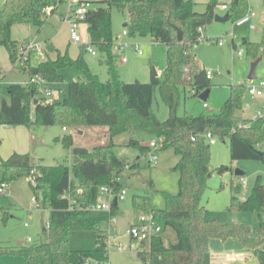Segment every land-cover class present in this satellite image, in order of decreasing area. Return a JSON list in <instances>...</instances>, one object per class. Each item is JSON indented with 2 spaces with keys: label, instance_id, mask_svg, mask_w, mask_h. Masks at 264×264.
<instances>
[{
  "label": "trees",
  "instance_id": "obj_1",
  "mask_svg": "<svg viewBox=\"0 0 264 264\" xmlns=\"http://www.w3.org/2000/svg\"><path fill=\"white\" fill-rule=\"evenodd\" d=\"M62 2V0H60ZM85 20L80 31L88 37L90 45L104 58L108 80L102 82L91 72L83 58L81 46L76 58L49 46L54 59H46L26 68V75L41 76L47 83L64 80V71L73 69L77 79L68 83L62 99L42 105L34 86L9 84L0 100V126L52 127L76 129L77 127H106L109 142L93 147L88 153L73 156L71 167L32 164L29 154H11L0 161V184L27 179L33 197L41 210L48 211L46 240L20 245L17 248L0 249V254L21 256L25 264H85L93 260L101 264L108 259L104 244L106 232L99 223L108 220L110 214L89 210L98 199V189L107 186L118 193L124 187L117 178L127 166L113 152V138L139 131L152 135L159 150L170 149L178 156L173 168L178 172V193L164 194L165 207L155 214L161 232L148 245H140L137 258L140 264H211L209 241L211 239L238 240L249 252L264 264L262 236L264 230V184L260 177L244 200L231 198L228 210L248 212L257 218L253 227L244 224H220L204 219L205 209L201 199L211 176L210 146L201 134L210 131L219 139L229 140L231 161L252 160L264 164V123L240 119L245 86L230 88V96L217 114L201 116H177L178 89L190 88L193 96L211 87L205 70L195 63L194 45L199 34L197 28L209 24L214 18L216 0H209L205 11H195V3L185 0H94L88 2ZM57 6L54 0H2L0 9V46H3L14 65L22 43L11 39L14 25L29 24L39 31L44 24V8L51 15ZM126 13L125 30L129 37H150L155 43L166 46V67L162 81L153 73L149 83H125L120 80L116 68V56L112 47L111 10ZM264 14V0H263ZM229 17V15H228ZM177 30L182 41H177ZM252 61L264 58V21L261 41L243 40ZM159 89L163 103L169 109L164 122L152 112L155 89ZM37 102L34 104V102ZM194 138V141H192ZM65 148L72 146L71 135L61 140ZM128 146L146 155L149 147L130 141ZM138 165L134 164L133 167ZM228 168L220 167L219 174ZM33 179V183L31 182ZM65 195L64 199L61 197ZM135 210H149V198L132 199ZM118 204L112 203L111 215ZM170 229L175 241L165 244L163 233Z\"/></svg>",
  "mask_w": 264,
  "mask_h": 264
},
{
  "label": "rangeland",
  "instance_id": "obj_2",
  "mask_svg": "<svg viewBox=\"0 0 264 264\" xmlns=\"http://www.w3.org/2000/svg\"><path fill=\"white\" fill-rule=\"evenodd\" d=\"M57 6L52 15H45L44 24L39 31L29 24L14 25L11 28V39L21 42L23 50H20L15 57V63L12 65L9 55L3 46H0V80L7 85H23L28 76L25 71L28 66H35L46 59L47 56L54 57V52L50 51L49 46L61 53L67 52L69 57L76 58L81 45L70 41L68 27L61 20V16L66 14V4L60 0H54ZM92 2L94 0H84ZM192 1L195 5V11L202 13L205 11L209 0H185ZM226 5L227 10H221V6ZM92 4L90 5V7ZM2 0H0V9ZM253 13L251 24L237 27L235 23L244 18L247 14ZM229 15L228 21L218 23L213 20L204 26L203 37L195 48V63L204 70L209 71L211 75V87L204 89L193 96L190 88L178 89V101L176 105L177 116L191 115H213L217 114L225 101L230 96V88L237 85H257L264 82V58L258 63L255 70V80L249 81L252 56L248 53L243 40L247 39L252 43L261 41V30L264 21L263 0H216L214 7V16L224 17ZM127 14L120 13L117 9L111 10L112 34L113 37L121 35L124 31L122 25L127 21ZM80 31L85 32L86 28L81 26ZM222 40V45L218 46V41ZM32 42L38 44L40 49L36 52L27 51L24 43ZM122 42L128 47L125 48L124 56L127 63L120 64L117 57L116 68L121 81L125 83H149L150 76L155 72L156 77L162 81L163 72L166 67V46L155 43L150 37H122ZM137 46L142 52L139 56L133 50ZM242 53L238 55V52ZM83 58L90 68L91 72L99 77L102 82L108 80L107 66L100 57H92L83 52ZM100 62L102 64H100ZM77 79L73 69L64 71V80L60 83L52 84L55 95L52 102H58L62 99L61 92L66 91L68 83ZM9 83V84H8ZM208 92V93H207ZM5 97L4 94L0 96ZM253 101L244 93L242 103L243 112L237 116L241 118L252 117L254 111L247 108L249 101ZM206 104L207 108H203ZM152 112L158 121L164 122L169 116V109L163 103L160 97L159 89L156 88L152 99ZM247 119V120H248ZM246 120V119H245ZM28 129L24 126H0V161H4L8 156L7 147L11 140L9 132L11 128ZM36 130H47L50 139L46 146L39 150L35 148V162L42 159L45 164L63 165L71 167L73 163L72 151L74 148H85L90 151L96 147L99 136L102 135L100 127H77L68 128V132L60 131L61 127H35ZM107 129L106 127H102ZM32 129V128H31ZM81 130L80 134L77 132ZM108 130V129H107ZM57 133L63 134L59 138H54ZM71 135L72 146L65 148L61 140L63 137ZM103 138V137H102ZM139 141L141 145L148 146L155 142V138L147 133L139 131H129L113 138L115 146L113 152L117 158L129 166L120 175V183L127 190L125 200L118 204L115 211V224L111 220H105L99 223V228L105 232H111L118 235V243L125 244L128 238L125 231L129 224L136 222L138 216L150 211H159L164 209V194L176 195L178 193V172L174 171L178 156L173 150H157V162L149 163L148 156H141L135 147L128 146L130 141ZM215 145L210 148L209 169L211 176L207 181V188L201 199V206L205 209L204 219L206 221H216L220 224L239 223L253 227L257 223V218L248 212H234L228 210L231 198L246 200L260 177L264 184V164L260 161L239 160L231 161L229 153V140L227 138L215 139ZM109 138L105 142L108 143ZM102 144V145H106ZM83 146V147H81ZM99 146V145H98ZM264 151V144L260 148ZM33 158L31 157V161ZM134 164L138 165L133 167ZM228 168L222 174L216 170L220 167ZM243 173L237 176L235 171ZM240 179L244 180L242 184ZM7 184V183H6ZM136 196L149 198V210H135L132 206V199ZM33 194L30 190L27 179H19L7 184V188L0 193V249L17 248L20 244H25L26 238H31V244L40 243L46 240V234L43 229L48 223V211L39 210L32 203ZM28 210L29 212H27ZM24 223L28 227H24ZM164 242L168 244L175 241L174 234L170 229L163 233ZM209 252L218 256V259H229L232 256L238 257V260L244 264H259L255 255L249 252L236 239H211L209 241ZM108 259L102 261L103 264H140L135 252H121L114 246L107 248ZM0 264H25L24 259L19 255L0 254ZM85 264H99L96 261L88 260Z\"/></svg>",
  "mask_w": 264,
  "mask_h": 264
},
{
  "label": "built area",
  "instance_id": "obj_3",
  "mask_svg": "<svg viewBox=\"0 0 264 264\" xmlns=\"http://www.w3.org/2000/svg\"><path fill=\"white\" fill-rule=\"evenodd\" d=\"M66 4V14L61 17V20L68 25L69 28V37L70 41L74 44H79L84 47V51L91 56H96L97 51L90 45V41L88 37H82V34L79 30V25L85 20L86 14L88 10L91 8L88 1L82 0H62ZM221 10H227L226 5L221 6ZM42 13L45 15L50 14L49 8H44ZM254 16L253 13L247 14L244 18L238 20L235 25L237 27H241L244 25H248L249 29H253V25L250 23L251 18ZM203 30L204 26H200L197 28V32L199 37L197 39V44L202 41V39H206L203 37ZM122 37H129L127 31L124 29L121 35H116L112 39V47L116 52L118 59L122 63L127 62V58L124 56L125 48L128 47L125 43L122 42ZM222 40L218 41V46L222 45ZM196 45L193 47L195 48ZM24 48L30 52H36L40 49L38 44H33L32 42L24 43ZM23 50V48H21ZM135 53L139 56L142 55V52L139 50L137 46L133 47ZM21 52V51H20ZM242 52L239 51L238 55ZM116 56V55H115ZM211 73L205 70L206 79L211 80ZM6 83L0 80V96L3 94V90L6 87ZM22 86L30 87L34 86L37 90L38 97L41 99L42 105H46L52 102V98L55 95V92L49 87V83H47L41 76L33 75L28 78V81L25 82ZM194 94V91H192ZM245 93L251 97L252 99H262L264 100V82H259L257 85H248L245 86ZM1 100V97H0ZM203 108H207V105L204 104ZM250 122H263L264 123V103L261 107L257 108L250 119ZM63 131H67V129L62 128ZM202 138L204 139L205 143L209 146L215 145V139L217 138L214 136L210 131H206L201 134ZM194 141V138H192ZM159 149V146L156 142H151L149 145V151L146 154L148 156L149 163L155 164L157 162V155L156 152ZM145 156V155H144ZM129 166L125 167V170H128ZM242 184H245L244 180L240 179ZM33 183V179H31ZM117 182H120V177L117 178ZM7 188L6 183L0 184V193ZM127 195V190L125 187H122L118 193H114L113 190L107 186H101L98 189V199L92 206L89 207V210L102 212L106 214H110L109 220L115 224V217L111 215L112 210V203L116 202L117 204L123 202ZM65 195L61 197L64 199ZM32 203L35 207L41 210L38 206L37 200L33 197ZM29 212L28 210H26ZM24 227H28L27 223H24ZM161 232V226L157 223L155 214L153 212H149L147 214L141 213L136 222L129 224L128 228L125 231V236L128 238V241L125 244L118 243V235L112 234L111 232H106V237L104 239V244L106 247V251L108 247H115L117 250L121 252L130 253L138 252V248L140 245H148L151 240L156 237ZM28 242L31 241L30 238L27 239ZM262 250L264 251V230L262 236ZM103 264V263H101Z\"/></svg>",
  "mask_w": 264,
  "mask_h": 264
},
{
  "label": "crops",
  "instance_id": "obj_4",
  "mask_svg": "<svg viewBox=\"0 0 264 264\" xmlns=\"http://www.w3.org/2000/svg\"><path fill=\"white\" fill-rule=\"evenodd\" d=\"M82 1H84V0H82ZM64 24L66 25V27H68V25L66 23H64ZM124 26H125V23L122 25L123 29L125 28ZM68 30H69V28H68ZM97 56L100 57L101 60H104V58L99 53H97L96 56H92V57H97ZM51 59H54V57H52ZM116 60H117V57H116ZM121 63L122 62H120V64ZM100 64H102V63L100 62ZM122 64H125V63H122ZM27 81H28V78H26V81L25 82H27ZM51 86H52V84H49V87L52 89ZM4 93H5V88L3 90V94ZM263 103H264V100H262V99H253V101H251V100L249 101V104L246 107L247 108H252L251 110L252 111H255L257 108L261 107L263 105ZM243 109L244 108H243V105H242L241 112H243ZM241 119H246L247 120L248 118H241ZM11 129H13V131L9 132L11 143H10V146L7 147L9 156L11 154H13V153H17V154H29L30 157L33 158L32 164H34V165L35 164L36 165L39 164L38 162H35V157H34L35 152H34V150H35V148H39V150H41L42 148H44L46 146V143L50 139L49 132L47 130H42L40 132V131L36 130L37 128H32V129H27V130L26 129H23V127L18 128V129H16V128H11ZM86 129L87 128H84L85 131H86ZM99 129L102 132V135L99 136L98 138H96V139H98L96 146L102 145V144H106V143H102V142H105V140L107 139V136H108V130L107 129L102 128V127H100ZM60 131L64 132L62 130V128L60 129ZM80 131L81 130H78L77 132L80 134L81 133ZM66 132H68V130L65 131L64 133H66ZM62 135L63 134H61V133H57L54 136V138H56V137L59 138ZM113 143H114V141H113ZM139 144H140V142H139ZM114 146H115V144H114ZM81 147H83V146H81ZM147 147H149V145ZM40 160H42V159H40ZM40 164L46 165V166H53L51 164H45L43 160H42V162ZM47 226H48V223L46 225V228H47ZM46 228H45V230H46ZM27 239L28 238H26L25 244H31L33 242V240L31 238H30L31 239L30 242H28ZM25 244L23 243V244H20V245H25ZM210 254H211V264H244V263H247L248 262V259H244L243 260L244 262H241V260H238V257H235V256H232V258H229V259H218V256H216L215 254H212V253H210Z\"/></svg>",
  "mask_w": 264,
  "mask_h": 264
},
{
  "label": "water",
  "instance_id": "obj_5",
  "mask_svg": "<svg viewBox=\"0 0 264 264\" xmlns=\"http://www.w3.org/2000/svg\"><path fill=\"white\" fill-rule=\"evenodd\" d=\"M214 21L215 22H218V23H225L228 21V15H225L224 17H218V16H214ZM125 27V26H124ZM177 41L178 42H181L182 41V32L180 30H177ZM262 60V57H258L256 60H254L252 63H251V68H250V73L248 75V80L249 81H252V80H255V70H256V67L258 65V63ZM154 75L155 72H153ZM208 93V92H207ZM37 102L35 101L34 104H36ZM88 153V150L85 149V148H74L73 151H72V155L73 156H80V155H83V154H86ZM42 162V160H39L38 163L40 164ZM235 174L237 176H241L243 175V173L239 170H236L235 171ZM116 204V202H115ZM43 231H46L45 229Z\"/></svg>",
  "mask_w": 264,
  "mask_h": 264
}]
</instances>
